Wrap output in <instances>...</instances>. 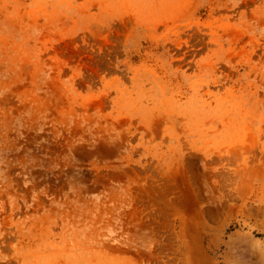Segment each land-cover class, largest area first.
<instances>
[{"label":"rangeland","instance_id":"1","mask_svg":"<svg viewBox=\"0 0 264 264\" xmlns=\"http://www.w3.org/2000/svg\"><path fill=\"white\" fill-rule=\"evenodd\" d=\"M0 264H264V0H0Z\"/></svg>","mask_w":264,"mask_h":264}]
</instances>
